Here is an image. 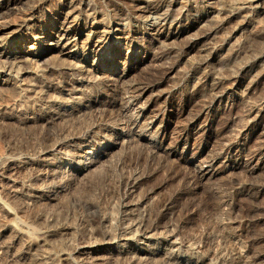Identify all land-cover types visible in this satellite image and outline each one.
<instances>
[{
    "label": "bare ground",
    "instance_id": "6f19581e",
    "mask_svg": "<svg viewBox=\"0 0 264 264\" xmlns=\"http://www.w3.org/2000/svg\"><path fill=\"white\" fill-rule=\"evenodd\" d=\"M144 1H145L144 3H140L138 2V0H97V1L56 0L55 2H53V0H0V71L5 72V75L11 77L12 76L17 77L19 76L17 75L18 70L23 69L21 65H24L25 63L32 61L34 59H38V58L42 59L41 66L36 71L31 72L30 70L29 71L25 70L31 72L30 76L32 81H30L31 83H29V85L26 84L27 86L25 85L24 87L20 88V92L23 93L22 95H24L22 97L26 98L27 96L29 99H31L33 102L32 104L36 109V113H33L32 115L33 117H31L32 120L40 123L44 122L45 124L46 123L48 124L51 123L52 121L54 123L55 120L58 121L57 119L64 120V118L66 117H74V115L76 118L78 117V119L82 115L84 116L91 115L90 119L92 120L91 121L89 119L91 121V123H88L90 127L88 126L89 128L87 130L83 129L85 130L84 133L72 138L73 140L70 144V147L68 146L69 149H66L64 146H62L63 145L62 142L61 145L57 141H54L55 144L52 145L51 150L54 152L57 158L55 157L56 158L55 165H53L49 171H47L48 169L46 165L45 168L47 169L46 170L47 172L40 170V166L44 162L49 161V156L46 155L47 153H43L42 155H40V157H38V159L36 158L37 160H35L32 164H29L32 168H34V170L38 171V176H37L38 178L36 181L40 180L41 182H44L47 181L48 178L50 179L48 183L46 182L45 184L46 186H44L47 188L49 187L48 190L47 191H43L44 189L39 190L37 194H35V197L39 199V201L49 202L52 199L54 201V199L57 197H58L57 200H59V196L65 194V192L63 193V191H65L66 188H68L69 190V187L70 188L72 187V183H75L73 182L75 178L80 176L79 179H81L83 175L85 176L90 170H92L93 166H98L96 165L97 163L108 162L107 159L108 160L111 159V158L109 159L108 157L110 156V154H113L111 152L114 149H120L121 151H125V150L129 151V154H133L134 156L137 155L138 158L144 160L146 156L153 157L155 154L158 155L162 154L164 156L175 154L178 147L181 146V149L180 148L179 149L184 155V159H185L184 162L186 163V165L189 164V166H191L192 161L196 158L197 154L200 153V152L197 153V150L200 144L202 143L203 137H205L206 134H208L209 129H211L210 127H211V121L213 115L215 116L217 112L220 113L219 114L220 117L221 114L224 117V118L222 117L224 121L222 125L223 127H221L222 129L221 133L217 131L220 134L219 139H221L220 140L221 142L219 141L220 144L218 145L219 148L217 151L211 152L206 156L204 155V157H202L201 159H198V162L194 163L191 170L187 172L186 174L187 179L189 180V184L191 183L190 188L191 186L193 188V186L200 184L201 181H203L204 179L214 176L215 171H217L216 169L220 166L218 165L216 167H213V162L214 160H217L221 157H223L222 162H231L233 166L242 165L244 167V171L249 173L250 176L252 175L253 170L257 166H264V82H262V78L264 77V44L261 47L258 46L259 49H257L258 48L257 47L255 50H253L252 48H250V46H252L253 43L250 46L246 45L248 44L246 40L248 38L246 36L244 39H242L241 43L238 44V39L240 38L238 31L237 34L239 38L237 37L236 43H234V45L231 44L232 46L226 45L227 49L224 54L217 51L223 48L224 41L221 44H219L220 45L219 48L216 49V45H217L216 42L220 41L217 40V38L219 37V36L217 37L218 31L222 32L223 31L222 29L225 26L226 29L227 27L232 26L231 23H234V21L248 25L250 23L252 16H254L255 14L258 15V13L264 10V0H218V2H220V6L215 10V13L213 14L211 13L212 14L211 15L210 12L207 11V13L203 16L206 17L211 15V18L213 20L212 21L213 23L212 24L210 23L211 25L202 28L200 32H197L192 37L190 38L188 37L186 42L185 43L183 42L184 44L178 47L171 45L167 46L168 44L165 46H161L160 48L157 49L158 50L157 52L154 51L155 53L153 54L151 53L152 55H148L145 48L140 49V47L142 46L138 44H146L147 40H150L152 38L155 39L157 42V41H164L167 39L180 37L186 32H188L191 29V26H193L195 23L199 21L195 19V21H192L187 27L182 25H177L175 28H173V31L164 32L163 28L166 27L167 24H169V26L174 24L173 23L174 19L169 20V18L167 17L168 15L166 13L164 17H162L163 18L162 24L159 23L158 20L155 19L151 20V18H153L151 14L156 13L159 10V4L157 1H153V0H144ZM46 3H48V5L50 6L54 5L49 15L44 14L42 11ZM122 4L127 5L128 7L123 6ZM217 4L219 5V3ZM116 6H118L117 9L120 10V13H122V15H125V18L133 19L143 15L145 19V21H143L144 23L142 26V28L145 31L144 33L149 34L148 32H150V30H154V33L153 34L151 33V38H146L147 36L144 35L143 32H141V36H138L135 30L125 31L122 28L113 27L112 25H110L111 22L110 23L108 22L106 25L103 24V28L102 27L100 28L99 23L101 22H99L100 19H96V15H100L101 17H103V15H105L103 13L105 11L103 10H108ZM189 10L190 9H186L184 12L180 13L183 19L184 18L188 19L192 17V15H195ZM11 12L18 13L19 15L18 17L16 16L18 20H16L14 29L13 28L11 29L12 24H10L9 23L10 21H8V15ZM89 18H92V22H91L92 24L88 28L86 25V21ZM106 18H108L107 15ZM83 20L85 22L84 25L82 24L80 25V23H82ZM237 22L235 23L237 24ZM256 23L257 24H254L255 26H253V28L250 30V34L248 35L250 37L249 41L256 40L258 42V38H260L259 40L261 41L262 39V42L264 43L263 41L264 24L259 25L258 22ZM158 24H161V26L157 27ZM47 25H50V28H47ZM74 25L77 28L78 26L81 27L78 29L77 28L73 29ZM125 27L127 26L125 25ZM230 29H232V27ZM236 29L237 28H234L233 31H235ZM26 31H29L32 34L33 41L31 42V44L27 46L28 47L26 50L27 52L25 51L24 53V46L26 44V40L31 37V36H26ZM242 35L244 36V34ZM226 38L228 39V37ZM57 39L64 40V42L58 44V42H55V40L57 41ZM79 39H81L82 44L78 46L76 42ZM230 42H233V40H231ZM257 45H259V43ZM193 49L197 51V56L194 58V60L190 58L193 61L190 62L185 61L186 62L185 65L184 66L181 65L182 66L181 67L179 65L180 59L184 54L186 55L188 51ZM123 50H125L124 58L118 57V55H120V53ZM22 52L23 55L20 54ZM147 57H150V59L154 58L155 60H160V63L157 66L153 65L154 68H150V70L147 68L148 71H146L145 73L142 71L144 74L142 75L141 78L139 77L141 74L140 75L138 74L139 75L138 77L140 78L138 81L135 82L134 80V82L133 81L126 82L125 79L129 74V70H131L132 64H130V62L138 58L144 59ZM186 57L183 58L185 59ZM16 59H18L17 63L15 62ZM57 59L58 62H56ZM216 59L220 61L222 64L221 65L219 64L220 67L218 66V68L215 70H213L214 67H212L213 69L211 70L210 69L211 66L209 67V65H211V63ZM213 65L215 66L214 63ZM172 72L174 73L182 72V76L180 79H178L179 80L178 82L176 81L177 85L172 86V88H169V90L166 91L168 94L163 99L161 98L162 99L161 101L159 100V102L161 103L159 105L155 103L156 105H158V107L154 105L157 107V109L156 111H153L151 106L152 104H154V101H156L160 97L159 90L158 92L155 91L157 92L156 94L157 96L151 99V101L140 100L141 97L140 95L146 89H149L148 91L155 89L157 87L158 89H161L159 88V86L163 82L164 83L167 82L165 78H167V76ZM250 74H251L250 80L247 86L245 85L246 92L249 93L250 90H254L256 88L259 89L258 94H256V96L252 94L254 95V97L251 96L252 98H249L248 96L247 97L244 96L245 92L243 93V95L238 93V86L242 83L244 78ZM8 76L4 77L5 79L0 78L1 88H2V84L6 82V78H8ZM29 77H26L25 79ZM176 77H177V73H176ZM89 83H91L92 85L94 84L99 89H102L103 92L108 97L107 100L105 101L99 100L98 103H96L95 101L96 104H94L93 102L94 100L91 97L87 96L89 94L85 93V89H86L85 86H87ZM3 85L6 86L5 84ZM88 89L89 88H87V90ZM64 95H67L68 97L67 96L65 97ZM216 101L219 102L218 103L219 105L214 108L213 105L214 103H217ZM190 102L196 103L195 110L191 112L184 119V121H182L180 124H178L175 127L172 136H170L168 140V143L165 145L162 144L163 140H165L167 137L165 132L167 123L168 121H170V118L173 114V110L171 109H175L176 106L184 107L186 104ZM26 103H28V101ZM167 106L170 107V110L166 111ZM89 113L90 115H85ZM200 117H203L202 118L203 120L201 122H199ZM220 117L218 118L220 119ZM8 118H3L1 119L2 121L0 120V122L5 124V122L10 121V119ZM238 119H242L244 121V123L241 121L243 123V126L238 127V121H239ZM82 120H84V117ZM260 123H261L260 125L261 129L257 130L256 126ZM253 133L256 134L257 138L255 137L254 140L256 142V139H258L257 140L258 143L255 144L254 146L249 147L248 141L251 139ZM62 135L64 136L65 133L62 132ZM129 139H134V143L137 142L135 140L140 141V146H138L139 148H137V150L135 151L132 149L133 153H130V150H128L129 148L127 149L125 145V142L128 141ZM67 142L65 143L67 144ZM127 147H129V144ZM130 147L132 148L131 145ZM119 152L120 151H118L117 153ZM124 154L128 155L125 152ZM120 155L123 156L122 154H118L117 157L118 159L115 160L114 158V160L115 162L117 161L116 165L118 166L119 164V166H121L120 169H122L125 158L123 161L121 160L125 155L122 158ZM179 155L181 154L179 153ZM50 156L52 157V155ZM153 159L155 158L153 157ZM155 161L157 160L155 159ZM178 161L179 160L177 159V162ZM142 163L145 162L143 161L140 164ZM125 166L126 165H124V167ZM182 167L184 168V166ZM225 167H227V165H225L224 168ZM10 168L14 170L16 167L12 165ZM94 168L93 170H95ZM113 171L114 170H112V172ZM160 172L161 170L159 171V173ZM140 174L143 173L139 172V175ZM230 175L228 174V176ZM173 177L170 178L173 180ZM79 179L77 178V180ZM139 179L140 178L138 175H135L131 172L120 176L117 182L118 185L120 186V189L118 190L121 191V197H122L120 204L122 210L121 214H119L118 217L115 218L112 217L113 219L107 220L106 215L105 214H104L105 216L102 215L103 213L99 212L100 210L97 212L96 211L97 208L93 206L94 203L93 204L91 203L92 206L96 208V210L93 209L91 212H92L93 220H95V222L97 223V227L92 229L90 235L87 238L88 242H84L85 240H83L84 239L83 238L82 241L80 242H78L79 240H77L78 243L74 245L71 244L70 242L71 240L70 241L67 240V242H70V244L68 243V245L67 244L66 245L68 247L69 245L72 247L74 246V250L77 252L79 257L81 256L82 259L88 260L89 262H91V264L94 263L98 264L100 261H102L100 259H102L104 254H108L110 257H112L114 254H118L123 250H125L124 243H126L128 240L139 241V243L145 244L143 240H138L145 238V240L151 241V243L153 244L152 247L148 245L149 243L148 244L146 243L147 245L144 246L138 245V247L130 246L129 249L127 248V250L130 253H132V256L130 257L129 255V257L133 259V261L138 260V262L141 263L140 259H143L145 257L149 258V256L151 257L152 255H155V253L160 251L161 247L163 246L165 247L166 245H169V248L167 249L165 248L166 249L165 251L161 248L164 252L163 254L164 256L162 255L163 260L166 263L170 262L171 264H199L202 258L205 257V254H207L206 252L208 250L204 251L203 248H201L200 246L195 245L194 243L193 244H191L190 242L188 243L186 239H184V237L177 236L178 234H175L174 229L170 230L167 228L166 225H161V222L159 220V214H157L154 211V209L156 210V208L154 209L153 207L151 208L156 213V214L154 213L155 215H153L154 217L152 218L149 217L148 214L145 215L142 212L140 216L138 214H136L137 217L134 216L135 214L132 213L133 209L135 210V208H137V210L138 209L140 210V208H138V206L137 207L132 206L135 207L132 208L131 207L132 200L131 202H129L126 199L133 193L135 187L138 186L137 184ZM180 181H181L180 183H182V180ZM256 181L258 182L256 183V185L258 186H255L256 188H250V190L247 192L249 194L247 198L248 207L243 209L242 207H240L241 205L238 203L233 205V209L235 211H238V209L240 210L239 218L236 219L235 221L239 223H245V227L243 226L244 227L243 230L238 231V228L232 226L231 224L230 225L225 224V226L223 225L224 226L223 237H225V240L227 239L229 241H232L231 244L233 247L231 246L232 247L231 250L230 251L228 250L229 251L228 256L226 257L225 260L223 259L222 264H264V207H263L264 205L261 206L260 205L261 202H258V199H260L261 196L264 195V178L262 179L259 178ZM236 184H235V188H237ZM42 185H40L41 189H42ZM201 186H203V184ZM159 188L160 187H158V189ZM182 188L184 189L185 187ZM181 196L182 195H180V197ZM80 198H82V196ZM130 198L132 199L133 197L130 196ZM158 201L156 202L153 201V203L155 202L157 204ZM259 201H261V199ZM153 203L151 202L150 205L151 204L153 205ZM146 204H147L146 206L148 207L149 206L148 203ZM159 206L158 208H161L162 205L160 207ZM148 208L150 209V207ZM180 208H178L177 210H179ZM104 210H102V212ZM12 212L8 208H6V206L0 201L1 217L3 218L10 217L13 215ZM145 212L147 213L149 211H145ZM57 213H59V211ZM44 215H46V213ZM53 215L54 216L58 215L61 217V215L59 214L55 215L54 213ZM53 215H48V216L52 217ZM46 216L45 217L42 216V218L43 217L46 218ZM44 218L41 220L44 221L45 220ZM52 218L51 220H49V223H47V225L43 224L46 225V227L39 232L40 234H38V236L36 235L37 236L36 238L33 237L31 234H29L30 231L29 232L27 231L26 224L23 223L21 220L18 221L16 220L17 222H8L3 219L4 222L3 221L0 222V238L3 239L5 242V246H4L6 247L5 251L13 250L12 253L17 255V257L22 259V261L27 259L26 264H48L47 257L49 258L51 256V255L48 256L49 254H45L47 249L48 251H50L49 247L47 249L45 247V245L49 243L48 239L51 238L54 231L66 232V230L68 229V227L65 226L66 223L64 225L63 223H61L63 221V220L61 221L63 216L60 219L61 222L57 220L58 218L57 219L56 218L52 219ZM63 219L65 220V215ZM66 222L68 223V221ZM71 224L70 227H72ZM70 233H72L71 230ZM64 235L68 236V234L67 235L64 234ZM61 236L63 235L61 234ZM238 236L242 240L241 243L239 244L240 246L239 248H238V240H239ZM59 239H63V238L59 237ZM56 240H58V238L55 239V241ZM52 241H54V238ZM64 241L66 240L64 239ZM113 242L114 244L121 242L118 244L119 245L118 250L116 249L117 246L116 248H106L111 246ZM57 244H59V242H57ZM55 245L56 244H54L53 246ZM59 245L55 246V251L57 252L60 251V253L56 255V256L59 255V257H61L60 262L63 261L71 262L69 261L71 259L74 264H82L81 262L82 259H80L79 257H75L74 255H73L74 257L71 256L70 252L67 253L66 251H61V247ZM184 245H186V248L183 251L181 246ZM38 246L45 247L43 249H45L46 251L44 250L45 251V252L43 251L44 253H42L41 251L36 255L33 251L35 249L37 250ZM64 248H62V250H64ZM41 249L42 248H40V250ZM69 249H67V251ZM36 250L35 252H37ZM56 256L54 255V258ZM125 256H128V254L127 255L125 254ZM15 260L17 259L15 258ZM19 261L18 264H21L19 263ZM1 262L3 261H0V263ZM130 262H132V260ZM213 263L215 264V261ZM99 264H101V262Z\"/></svg>",
    "mask_w": 264,
    "mask_h": 264
},
{
    "label": "rangeland",
    "instance_id": "374dc122",
    "mask_svg": "<svg viewBox=\"0 0 264 264\" xmlns=\"http://www.w3.org/2000/svg\"><path fill=\"white\" fill-rule=\"evenodd\" d=\"M55 1L56 0H53V2H55ZM95 1H97V0H95ZM153 1H157L158 2V4H159V10L156 13H152L151 14L152 17H153V18H151V20H153V19L158 20L159 23L162 24V22H163V18L162 17H164V15L166 13L168 15L167 17L169 18V20H173L174 19L173 20V23L174 24H172L170 26H169V24H167L166 27L163 28L164 29V32L165 31L166 32L173 31V28H175L177 25H182V26L187 27L192 21H195V19L197 21H199V22H197L193 26H191V29L188 32H186L185 34H183L182 36H180V37L171 38V39H167V40H164V41H157V42H156L155 39L152 38L150 40H147L148 43L146 42V44H138V45H141L142 46V47H140V49L141 48H145V50L147 51L148 55H152L153 53H155L154 51H156V52L158 51L157 50L158 48H160L161 46H165L167 44H168L167 46L171 45V46H175V47H178V46L184 44L186 42V40L188 39V37L189 38L192 37L197 32H200L202 30V28H205V27H207V26H209V25H211L213 23L212 22L213 20L211 18V15L213 13H215V10L217 8H219V6H220V2H218V0H153ZM213 1H215V2H213ZM138 2L144 3L145 1L144 0H138ZM217 3H219V5ZM122 5L128 7L127 5H124V4H122ZM53 7H54V5L53 6H50V5H48V3H46V5H44L42 11H43L44 14L49 15L51 13ZM117 7L118 6L113 7L114 9L113 8H110L108 10H103V11H105V12H103L105 14V15H103V17H101L100 15H96V19H100L99 22H101V23H99L100 24L99 25L100 28L101 27L103 28V24L106 25L108 22L109 23L111 22L110 25H112L113 27H119V28L124 29L125 31L126 30H135L136 33L138 34V36H141V32H143V34L147 36L146 38H151V33L153 34L154 33V30H150V32H148L149 34L144 33L145 31L142 28V26H143V23H144L143 21H145V19H144L143 15L140 16V17H138V18H133V19L132 18H125V15H122V13H120V10H118ZM186 9H190L189 11H191L195 15H192V17H190L188 19H186V18L183 19V17L180 15V13L184 12ZM207 11L210 12V14L211 13L212 14L210 16L203 17L207 13ZM106 15L108 16V18H106ZM263 15H264V10L262 12L258 13V15L255 14L254 16H252L251 17V20H250V23H249L250 25L249 24L248 25L241 24V23H239L237 21H234V23H231L232 26L227 27V29H226V26L223 27V29H222L223 31L220 30L222 32H219L218 31V33H217V37L219 36L217 38V40H220V41H217L216 42L217 43L216 49H218L219 46H220L219 44H221L224 41L223 42V48L220 49V50H217V51L218 52H221L222 54H224L226 52V49H227L226 45L227 46L228 45H231V44L234 45V43H236L237 37L239 38V36H240L241 39L240 38L238 39V44H240L241 41H242V39H244L245 36H246L248 38V39H246L247 40V43L249 44V45L246 44L247 46H250L253 43L252 46H250V48H252L253 50H255L258 46L261 47L264 44L262 42V39L260 41L259 40L260 38H258V42L256 40L249 41V38L250 37L248 35L250 34V30L253 28V26H255L254 24H257L256 22H258L259 25L260 24L261 25L264 24V16ZM16 16L18 17L19 15H18V13H15V12H11L8 15V21H10L9 23L12 24L11 29L12 28L13 29L15 28L14 26H15L16 20H18V18ZM122 19H124V20H122ZM254 19H257V20H254ZM210 20H211V22H210ZM260 21H261V23H260ZM91 22H92V18H89L86 21V25H87L88 28L91 26V24H92ZM168 22H170V21H168ZM235 22H237V24ZM84 23L85 22L83 20V22L80 23V25L81 24L84 25ZM161 24H158L157 27H160ZM125 25L127 27H125ZM80 27L81 26H78V28H80ZM231 27H232V29H230ZM47 28H50V25H47ZM76 28L77 27L74 25L73 29H76ZM234 28H237V29L235 31H233ZM91 29H93V28H91ZM224 29H226V30H224ZM225 31L228 32V33H226ZM238 31H239V33H238ZM28 32L29 31H26V36H31V37L26 40V44L24 46V53H25V51L28 48L27 46L29 44H31V42L33 41L32 34L30 32L29 33ZM237 33L239 34V36H238ZM242 34H244V36ZM220 35H221V37H220ZM226 37H228V39ZM172 39L173 40L175 39V40L173 41ZM79 40L76 42L78 46L82 44L81 43L82 42L81 39H79ZM231 40H233V42H230ZM55 42H58V44H61L62 42H64V40H58L57 39V41L55 40ZM165 42H166V44H165ZM229 42H230V44H229ZM149 43H151V44H149ZM256 43L257 44L259 43V45H257ZM247 46H245V47H247ZM259 47L257 49H259ZM193 50L188 51L187 52L188 54L186 53V55L184 54L182 56V58L179 61V65L180 66L181 65L184 66L186 62H190V61H193L194 60V58L197 56V51L195 49H193ZM124 53H125V50H123L120 53V55H118V57H121V58L123 57L124 58V56H125ZM20 54L23 55V52L20 53ZM183 57H186V58L184 59ZM190 58H192L193 60L190 59ZM240 58H242V57H240ZM149 59H150V57H147V58H144V59L138 58L136 60L131 61L130 62V64H132L131 65V70H129V74L127 75V78L128 79L126 78L125 81L126 82H130V81L131 82L132 81L134 82V80H135V82L138 81L142 77V75L146 71H148V69L150 70V68H154L153 65L154 66H157L160 63V60H155L154 58H152L150 60ZM34 60H36V61H34ZM34 60L29 61V62L25 63L24 65H21L23 69H19L18 70L17 75H19V76H17V77H13L12 76L13 77L12 78L11 76L5 75V72L0 71V78L1 79H5L4 77H7L8 76V78H6V82L3 83L7 87L4 86L3 84H2V88L0 87V113H1L0 114V120L3 119V118H8V117H9L8 119H10V121L5 122V124H3V123L0 122L1 123L0 124V172H1L0 173V176H1L0 177V201L11 212L13 211L12 212L13 215L10 216V217L3 218L0 215V217L2 218V219L0 218L1 219L0 222H2V221L4 222V220H6L8 222H17L18 220H21L23 223L26 224L27 231L28 232L30 231L29 234H31L33 237L36 238L38 236V234H40L39 232L42 231L46 227L47 223H49V220H51V218L54 216L53 215L54 213H55V215H57V214L61 215V217L58 216V215L57 216H54L52 219H54V218L57 219L58 218L57 220L59 222H61L63 220L61 223H63V225L66 223L65 226L68 227V229L66 230V232L65 231L64 232L63 231H58L59 232V234H58L57 231H54V233L51 236V238L48 239V241H49L50 244L48 243L47 245H45L46 249L48 247L50 248L49 249L50 251H48V249H47V251L45 249H43L45 247L38 246L37 247L38 249L37 250L35 249L37 252H35V250L33 252L36 255L38 253H40L41 251H42V253H44L45 251L48 252V253L45 252V254H49L48 256L51 255L50 256L51 258L53 257L52 259L50 257L49 258L47 257L48 264H50V263L51 264H54V262H55V264H57V263L58 264H60V263L61 264H64V263L65 264H69V263L70 264L71 263L74 264L71 259L69 260L71 262H68V261L67 262H64L63 261L64 263L63 262H60V258L61 257H59V255L56 256L58 253H60V251L59 252L55 251V246L60 244L59 246L61 247V251H66L67 253L70 252L71 253V256L74 255L75 257H79V255L77 254V252L74 250V246L72 247V246L69 245V247H68L67 246L68 243L70 244V242H71V244L76 245L78 242L82 241L83 238H84L83 240H85L84 242H88L87 238L90 235L92 229H94L95 227H97V223L92 218V212L91 211L93 209L96 210V208H97V210H96L97 212L100 210L99 212L103 213L102 215H104V214L106 215V219L107 220L113 219L115 217H118L119 214H121V211L122 210H121V205L120 204H121L122 197H121V191L118 190V189H120V186L118 185L117 180L123 174L125 175V174H128V173L131 172V173H133L135 175H138L139 178H140L139 181H138V184H137L138 185L137 186L138 188L135 187V190L130 195L133 198L131 199L130 196H129L126 199L129 202H131V200H132L131 207L132 206H135V207L138 206V208H140V210H141L140 211L139 209L137 210V208L132 207V208H135V210L133 209V211H132V213L135 214L134 216L137 217L136 214H138L140 216L142 213H144L145 215L148 214L149 217L152 218V217H154L153 215H155L156 213L159 214V220L161 222V225H166L167 228L170 229V230L174 229L175 234H178L177 236L184 237V239H186V241L188 243L189 242L191 244L194 243L195 245H198L201 248H203L204 251H207L208 250L206 252L207 254H205V257L202 258V260H201V262L199 264H206V263L212 264L214 261H215V264H222L223 263V259L224 260L226 259V257L228 256L229 251L233 247L232 244H231L232 241H229L227 239L225 240V237H223V230H224L225 224L226 225L227 224L228 225L231 224L232 226L238 228V231L243 230V228L245 227V223H239V222L235 221L236 219L239 218L240 210L238 209V211H235L233 209V205H235L236 203H238V204L241 205L240 207H242L243 209H245L246 207H248L247 198H248L249 194L247 192L250 190V188H256L255 186H258V185H256V183H258L256 181L257 179L264 178V166H257L253 170L252 175L250 176L249 173H247V172L244 171V167L242 165H240V166H233V164L231 162H222L223 161V157H221V158H219L217 160H214V162H213V167H216L218 165L220 166V167H218L216 169L217 171H215L214 176H211V177H209L207 179H204L203 181H201L200 184H197L198 186L197 185L196 186H193V188L191 186V188H190V184L191 183L189 184V180L187 179V176H186L187 172L189 170H191V168L194 165V163H197L198 162V159H201L202 157H204V155L206 156V155H208L211 152L217 151L218 148H219L218 145L221 142L220 141L221 139H219L220 138V136H219L220 134L219 133H221V130H222L221 127H223L222 126L223 125V121H224L223 120V118H224L223 115L221 114V117H220L219 116L220 113H218V112L215 114V116L213 115V118H212V121H211V127H210L211 129H209L208 134H206V136L203 137L202 143L200 144V146H199V148L197 150V153H199V152L200 153L197 154L196 158L192 161L191 166H189V164L186 165V163L184 162V160H185L184 159V155L180 151L181 146H179L178 149L176 150L175 154H172V155H165L164 156L162 154H160V155L155 154L153 157L159 163L157 161H155V159H153L152 156L151 157H148V156L145 155L146 156L145 157L146 160L145 159L142 160L141 158H138L137 155L134 156L133 154H129V151H126V150L125 151H121L120 149H114L111 152L113 154H110V156L108 158L109 159L111 158L112 160H114V158H115V160H117L118 159L117 158L118 157V154H122L123 156L125 155L124 157L120 155L121 158L123 157V159L121 161H123L124 158H125V160L128 159L127 161L124 160V162H123V164L126 165L128 168L126 166L124 167V165L122 164L123 165V168L124 169L126 168V169L125 170L123 168L120 169L121 166H119V164H118V166L116 165V162L117 161L115 162V160L112 161L111 159L110 160L107 159L108 162L97 163L96 165H98V166H93V168L96 167V168H94L95 170H93V168H92V170H90L87 173L88 175L87 174L85 176L83 175L81 177V179H79L80 176L77 177L79 180H77V178H75V180L73 181L75 183H72L73 189H72V187L71 188L69 187V190L70 191L68 190V188H66L65 191H63V193L65 192V194H62L63 197L65 196L64 198L61 195V196H59V200H57L58 199V197H57V198H55L56 200L54 199V201L52 199L49 202H44V201L41 202V201H39V199H37L35 197V194H37V192L39 190H43L44 189L43 191H47L49 187L47 188V187H44V186H46L45 185L46 182L48 183L50 181V179L48 178L47 181H44V182H41L40 180L39 181H36L37 178H38L37 177L38 176V171L37 170H34V168H32L29 164H32L43 153H47L46 155L49 156V161L44 162L46 164L43 163L40 166V170L41 171H44V172L49 171L50 168L53 165H55V160L57 158L56 155L54 154V152L51 150L52 145L55 144L54 141H57L61 145L63 143L62 146H64L66 149H69L70 144H71V142L73 140L72 138H74L75 136H79L82 133H84L85 130H87L90 127L88 123H91L92 120L90 119L91 118L90 113L89 114H85V115H90V116H84V115H82V116H80L82 118L79 117V119H78V117L76 118L75 115H74V117H66V118H64V120L63 119H57L59 122L55 120L54 123L52 121L51 123H48V124L47 123L45 124L44 122L40 123V122H37V121L32 120L31 117H33L32 116L33 113H36V109L33 106V104H32L33 102H32L31 99H29L27 96H26V98L25 97H22L24 95H22L23 93L20 92V88L21 87H24L26 84L29 85V83H31L30 81H32V79H31V76H30L31 74L30 73L32 71H36L41 66L42 59H39L38 58V59H34ZM216 60H214L211 63V65H209V67L211 66L210 67L211 70L213 69L212 67H214L213 70H215V69L218 68V66L220 67V65L222 64L218 60L216 62ZM15 62L17 63L18 62V59H16ZM56 62H58V59L56 60ZM213 63L215 64V66L213 65ZM27 65H29V66H27ZM25 70H28V71L30 70L31 72H28V71H25ZM173 73L174 72L170 73L167 76V78H165V80H167V82H165V83L163 82L164 84L162 83L159 86V88H161V89H158V87L155 88V89H152L150 91H148L149 89H146L140 95L141 96L140 97V100H142V101L150 100L151 101V99H153L155 96H157L156 94H157V92L159 90L160 97L156 100L157 102L154 101V104H152V106H151V108H152L153 111H156L158 105L161 103V102H159V100L161 101L168 94L166 91L169 90V88H172V86L177 85L176 83L179 81L178 79H180L181 76H182V72L181 73L175 72L174 74ZM176 73H177V77L179 76L178 78L176 77ZM138 74L139 75L141 74V75L139 76ZM26 77H29V78L25 79ZM250 77H251V74L250 75H247L244 78V80L242 81V83L238 86V93H240V94L243 95V93L245 92L244 93V96H246V97L248 96L249 98H252L251 96L254 97V95L256 96V94H258L259 89L256 88L257 90L256 89L250 90L249 93L246 92V86H247V84H248V82L250 80ZM132 78H134V79H132ZM135 78H137V79H135ZM17 80H18V82H17ZM262 82H264V77L262 78ZM91 85L92 84L89 83L87 86H85V88H86L85 89V93L89 94L87 96L91 97L94 100L93 101L94 104L98 103L99 100H101V101L102 100H104V101L107 100L108 97L106 96V94L103 92L102 89H99L94 84H93L94 86L92 85L93 87ZM162 86L165 89H163ZM14 87L17 88V89H15ZM12 88H14V89H12ZM87 88H89V89L87 90ZM2 89H3V91H2ZM86 91H88V92H86ZM155 91H157V92H155ZM252 94H254V95H252ZM64 96L66 97L67 95H64ZM27 101H28V103H26ZM95 101H96V103H95ZM195 102H196V100H195ZM195 102H190V103L186 104L184 107H179L178 106L179 107L178 108L176 106L175 109H171V110H173V114H172V116L170 118V121H168V123H167L166 130H165L167 137H166L165 140H163L162 144L165 145V144L168 143V140H169L170 136H172L175 127L178 124H180L182 121H184V119L191 112H193L195 110V108H196V103ZM30 103H31V105H30ZM155 103L158 104V105H156ZM218 103L219 102L214 103L213 107L214 108L217 107L219 105ZM154 105H156L157 107L154 106ZM167 110H170V107L169 106L166 107V111ZM19 117H21V118H19ZM83 117H84V120H82ZM87 117H88V119H87ZM218 117H220V119ZM24 118L27 119V120H25ZM202 118L203 117H200L199 122H201L203 120ZM238 120L240 121V122L238 121V127L243 126L244 121L242 119H238ZM220 123H222V124H220ZM260 125H261V123L256 126V129L257 130H260L261 129V126ZM83 129H85V130H83ZM62 132L65 133L64 136L62 135ZM76 134H78V135H76ZM255 137H256V134L253 133V135L251 136V139L248 141V146L249 147L254 146L255 144L258 143L257 142L258 139H256V142H255V140H254ZM55 138H56V140H55ZM216 138H217V140H216ZM66 139L68 140V142H67ZM129 140H131V141H129ZM129 140L125 142V145H126V148L127 149L129 148L128 150H130V153H133L132 149L134 151L137 150V148H139L138 146H140V141L139 140H135V141H137V142H135L136 143V146H135L134 139H129ZM65 142H67V144ZM128 144H129V147H127ZM132 144L134 145L135 148L133 147ZM10 145H12V146H10ZM130 145L132 146V148L130 147ZM15 146H16V148H15ZM49 146H50V148H49ZM208 149H210V150H208ZM118 151H120V152L117 153ZM124 152L127 153L128 155L124 154ZM179 153L181 155H179ZM50 155H52V157ZM131 155H133V156H131ZM157 155H158V157H157ZM26 159H27V161H26ZM30 159H32V160H30ZM80 159H81V157H80ZM130 159H132V160H130ZM177 159L179 160L178 162H177ZM165 160H167V161H165ZM140 161L141 162L144 161L145 163L140 164L141 163ZM194 161H196V162H194ZM152 162L153 163L156 162V163L153 164ZM147 163H148V165H147ZM160 163H161V165H160ZM162 164H163V166H162ZM12 165H14V167H16L14 170H12L10 168ZM45 165H46V167H47L48 170L45 168ZM159 165H160V167H159ZM222 165H224V166L227 165V167L224 168V166H222ZM161 166H162V168H161ZM178 166H180L181 168L178 167ZM182 166H184V168ZM158 167H159V169H158ZM163 167H164V169H163ZM185 167H187V168H185ZM112 170H114V171L112 172ZM160 170H161V172L159 173ZM226 170H227V172H226ZM181 171H182L183 174L181 173ZM222 171H223V173H222ZM6 172H7V174H6ZM139 172L140 173H143V174H140L139 175ZM121 173H123V174H121ZM177 173H178V175H177ZM226 173H228L229 175L231 174V175L228 176V174H226ZM35 174H37V175H35ZM8 175L11 176V177H9ZM7 177H9V178H7ZM170 177L171 178L173 177V180ZM141 178H142V180L143 179L144 180L142 181ZM175 178H176V180H175ZM210 178H213V179H210ZM186 179H187V182L188 183L186 182ZM180 180H182V183H180L181 182ZM33 181H34V183H33ZM29 182H31V183H29ZM35 183H36V186H35ZM32 184L34 185V187H33ZM42 184H44V185H42ZM73 184L75 185V187H74ZM183 184H185V185H183ZM202 184H203V186H201ZM235 184H236L237 188H235ZM40 185H42V189H41ZM156 185H157V187H156ZM8 186H9V188H8ZM186 186H188V187H186ZM158 187H160V188L158 189ZM178 187H180V188H178ZM182 187H185L184 188L185 190ZM17 190H19V191H17ZM179 190H181V191H179ZM14 191H15V193H14ZM71 192H72V194H71ZM143 193H144V195H143ZM180 195H182V196L180 197ZM81 196H82V198H80ZM146 196H148L149 198L146 197ZM262 196H263V198H262ZM262 196H261V198L259 197L261 199V201H259L260 199H258V202H261V204H260L261 206L264 205V195H262ZM160 199H161V201H160ZM143 200H146V201H143ZM147 200H149V201H147ZM153 201H155V202L158 201L157 202L158 205L155 202L153 203ZM174 201H175V204L176 203H178V204L175 205L174 204ZM52 202H54V203H52ZM144 202H145V204H144ZM151 202L153 203V205L152 204L150 205ZM91 203L92 204L94 203L93 206L96 207V208H94ZM146 203H148V205H149L148 207H150V209L146 206L147 205ZM135 204H137V205H135ZM159 205L160 206L162 205L161 208H158ZM170 205H172V206H170ZM21 206H23V207H21ZM175 206H177V207H175ZM152 207H153V209L156 208V210L154 209V211L156 213L153 211V209H151ZM144 208H146V209H144ZM170 208H172V209L175 208L176 210L175 209L172 210ZM178 208H180L182 210H180V209L177 210ZM102 210H104V211L102 212ZM58 211H59V213H57ZM145 211H149V212L146 213ZM151 211H153V212H151ZM175 212H177V213H175ZM43 213L44 214L46 213L47 216L44 215ZM25 214L26 215L28 214V215L26 216ZM48 215H53V216L51 217V216H48ZM64 215H65V220L63 219L64 218ZM42 216H44V217L46 216V218L43 217L45 219L44 220L45 222L43 220H41V219H43ZM62 216H63V218H62ZM59 217H60V219L62 218L61 221H60ZM108 217H110V218H108ZM7 218H9V219H7ZM66 221H68V223ZM36 224H38L39 226L36 225ZM43 224H46V225H43ZM70 224H71L72 227H70ZM220 224H222V225H220ZM241 224H243V225H241ZM246 226H247V224H246ZM220 227H222L223 229L220 228ZM69 229L71 230L72 233H70V230ZM60 233L65 238L63 236H61ZM69 233H70V235H69ZM64 234H66V235L68 234V236H65ZM221 234H222V236H221ZM59 237H62L63 239H59ZM53 238H54V241H55V239L58 238L59 241L58 240H56V241L59 242V244H57L56 241L54 243V241H52ZM64 239L66 241H64ZM238 239H239L238 240V248H239L240 247L239 244L241 243L242 240H241V238H239V236H238ZM2 240L3 239L0 238V243L2 244V245L0 244V261H3L0 264H6V263L7 264H18V261L19 260H20L19 263H21V264H26L27 263L26 262L27 259L24 260L25 261V263H24V261H22V259H20L19 257H17V255H15V254L12 253L13 250L12 251H10V250L9 251H7V250L5 251V249H6V247H4L5 246V242H4V240L3 241ZM67 240L68 241L71 240V241L70 242H67ZM77 240H79V241L77 242ZM89 240H90V237H89ZM138 240H143V242H145V244L144 243H139V241L128 240L126 243H124L125 248L124 247L123 248L125 250H123L122 252H120L118 254H114L113 255L114 257L113 256L110 257L108 254H104V256L102 257V259H100V260H102V261H100L101 264H134V263L135 264H171L170 262H167L166 263L163 260V256H164L163 255L164 254L163 250L165 251L167 248H169V245H166L165 247L164 246L161 247L163 250L160 248V251H158L157 253H155V255H152L151 257L149 256L150 259L148 257H145L143 259H140L141 260V263H139L138 260H135L136 262L133 261V259L130 258L132 256V253H130L127 250V248L129 249L130 246L131 247H138V245L139 246H144V245H147L148 243H149L148 245L150 247L153 246V244L151 243V241L145 240V238L144 239L143 238L142 239H138ZM51 241H52V243H51ZM65 242H67V243H65ZM121 242H119V243H121ZM119 243H115L114 244V242H113L111 244V246L106 247V248H116V246H117L116 249L118 250L119 249V245H118ZM54 244H56V245L53 246ZM64 247L67 248V249H69V248L70 249L67 251V249H65ZM40 248H42V249L40 250ZM62 248H64V250H62ZM181 248L184 251L185 248H186V245L181 246ZM51 253H53L56 257L54 258V255L51 254ZM125 254L126 255L128 254V256H125ZM129 255H130V257H129ZM158 255H160V256H158ZM207 255H208V257H207ZM8 256H10V257H8ZM106 256H107V258H106ZM221 256H222V258H221ZM116 257H118V258H116ZM15 258L17 260H15ZM79 258L82 259L81 256ZM53 259H55L57 261H55ZM130 259L132 260L133 263L130 262L131 261ZM218 259H220V260H218ZM84 260L85 259H82L81 260L82 264H91V262H89L88 260H85V261ZM116 260H118V261H116ZM49 261H50V263H49ZM104 261H105V263H104ZM202 262H204V263H202ZM94 264H96V263H94Z\"/></svg>",
    "mask_w": 264,
    "mask_h": 264
}]
</instances>
